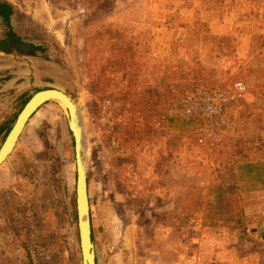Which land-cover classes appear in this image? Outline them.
Segmentation results:
<instances>
[{"label": "rangeland", "instance_id": "1", "mask_svg": "<svg viewBox=\"0 0 264 264\" xmlns=\"http://www.w3.org/2000/svg\"><path fill=\"white\" fill-rule=\"evenodd\" d=\"M0 2L15 13L11 33L42 48L0 50V125L38 91L73 100L96 264H264V168L243 181L235 171L264 167V0ZM234 82L249 95L233 128L189 137L168 160L161 118L183 107L167 103ZM68 124L43 106L0 167V264H81ZM240 212L255 220L237 225Z\"/></svg>", "mask_w": 264, "mask_h": 264}, {"label": "water", "instance_id": "2", "mask_svg": "<svg viewBox=\"0 0 264 264\" xmlns=\"http://www.w3.org/2000/svg\"><path fill=\"white\" fill-rule=\"evenodd\" d=\"M55 104L68 114V130L73 139L75 160V213L81 264H96L92 241L90 211L88 202L87 171L83 151V134L76 105L60 91L49 89L36 93L18 114L12 129L0 148V167L12 155L22 132L30 119L45 105ZM150 264V263H146Z\"/></svg>", "mask_w": 264, "mask_h": 264}, {"label": "built area", "instance_id": "3", "mask_svg": "<svg viewBox=\"0 0 264 264\" xmlns=\"http://www.w3.org/2000/svg\"><path fill=\"white\" fill-rule=\"evenodd\" d=\"M249 95L248 88L242 82L233 84L218 91L197 90L191 99L182 102V111L169 108L168 114L161 118L162 122L171 118V115L186 119H198L202 125L199 129L201 139L218 140L223 133L231 129L230 120L225 110L233 104L246 101ZM175 109V108H174ZM199 143H202V140Z\"/></svg>", "mask_w": 264, "mask_h": 264}, {"label": "trees", "instance_id": "4", "mask_svg": "<svg viewBox=\"0 0 264 264\" xmlns=\"http://www.w3.org/2000/svg\"><path fill=\"white\" fill-rule=\"evenodd\" d=\"M13 14L14 11L12 9V7L4 2H0V22H2V25L5 28H10V24L13 18ZM223 55V54H222ZM31 56H34L33 54H31ZM224 59L228 60V55H223ZM264 85V83L262 84ZM228 86V85H227ZM224 86L222 89H224ZM49 90V89H46ZM41 91H45V90H41ZM38 91V92H41ZM170 98H173L174 95V90L170 89ZM217 90H213L211 92H214ZM32 96H25L21 102L17 105V108L19 109V113L21 112V110L23 109V107L26 105V103L31 99ZM184 101V97H182L181 95L179 97H175V99L173 101H171L173 104H170L169 102L167 103V105H175L176 102L179 103L178 105H180L182 102ZM240 104H233L230 105L226 110L225 113L227 116L229 117H233L234 115L230 116V112L232 114H234V110L236 109V107H238ZM244 107H247V103L244 104ZM18 116V115H17ZM17 116H15L13 119L4 122L2 125H0V141L2 143H4L7 135L9 134L10 130L12 129L14 122L17 118ZM164 124L163 129L165 131L164 136H165V153H166V158L168 160H170V158L175 155V154H180L179 148L182 147L184 140L189 139V137L191 138L192 142L194 140V142L196 144H198V141L201 137V133H199V129L202 125L201 121H199L198 119H177L176 121H165L163 122ZM233 128V127H231ZM258 135H260V133H258ZM188 137V138H187ZM197 147L201 148L200 145H196ZM210 146V145H209ZM216 155H220L222 152L220 151V149L216 146ZM220 159L216 158L214 159L215 162L219 161ZM256 162L254 163H250L247 161H241L238 163L237 169H235L236 173L238 172V180H242L245 177H249L247 174H244V171H250L252 173L255 172H259L262 168L258 165L257 169L258 171H256ZM247 169V170H246ZM243 213H239V217L242 215ZM92 241H93V236H92Z\"/></svg>", "mask_w": 264, "mask_h": 264}, {"label": "flooded vegetation", "instance_id": "5", "mask_svg": "<svg viewBox=\"0 0 264 264\" xmlns=\"http://www.w3.org/2000/svg\"><path fill=\"white\" fill-rule=\"evenodd\" d=\"M14 15L15 13L13 14V17ZM0 23L2 24V22ZM11 32L12 30L10 28H5V37L0 42V50H2L4 53L12 54L15 52H19V54L34 58L36 57V52L42 50L40 45H25L24 41L18 39V37H16ZM31 54H33L34 56H31Z\"/></svg>", "mask_w": 264, "mask_h": 264}, {"label": "crops", "instance_id": "6", "mask_svg": "<svg viewBox=\"0 0 264 264\" xmlns=\"http://www.w3.org/2000/svg\"><path fill=\"white\" fill-rule=\"evenodd\" d=\"M256 166V165H255ZM258 167V166H257ZM256 168V167H255ZM246 178H249V177H245V178H243V179H246ZM256 177H252V178H250V179H255ZM243 179L242 180H239V181H243ZM257 179V178H256ZM252 218V220H255V215H254V213H252V214H242L240 217H238L237 216V219H236V224L238 225L239 224V221L241 220L242 221V223L243 222H247V224H245L244 223V225H247V226H249L250 224H252L251 222H250V219Z\"/></svg>", "mask_w": 264, "mask_h": 264}, {"label": "bare ground", "instance_id": "7", "mask_svg": "<svg viewBox=\"0 0 264 264\" xmlns=\"http://www.w3.org/2000/svg\"><path fill=\"white\" fill-rule=\"evenodd\" d=\"M81 127V126H80Z\"/></svg>", "mask_w": 264, "mask_h": 264}]
</instances>
